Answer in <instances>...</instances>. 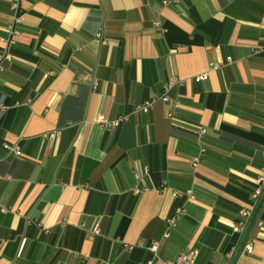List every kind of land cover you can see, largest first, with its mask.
Returning <instances> with one entry per match:
<instances>
[{"label": "crops", "instance_id": "obj_1", "mask_svg": "<svg viewBox=\"0 0 264 264\" xmlns=\"http://www.w3.org/2000/svg\"><path fill=\"white\" fill-rule=\"evenodd\" d=\"M161 2L0 0V264H264V0Z\"/></svg>", "mask_w": 264, "mask_h": 264}, {"label": "built area", "instance_id": "obj_2", "mask_svg": "<svg viewBox=\"0 0 264 264\" xmlns=\"http://www.w3.org/2000/svg\"><path fill=\"white\" fill-rule=\"evenodd\" d=\"M161 4L162 5H168V4H172L175 3L176 0H161ZM10 4H11V9L13 11V21L14 23H18L20 21V6H19V0H10ZM10 30V34L11 37L16 35L18 33L17 29L14 28V26H10L9 27ZM13 43V41L8 42V46H10ZM12 55L9 52V50H5L0 52V70L3 69L4 64L6 62H9L11 59ZM219 66V64H212L213 68H217ZM197 80L200 79H205L207 77V74L201 73L198 74L197 76H195ZM178 80L176 79H169L167 84H166V88H168L170 85H172L173 83L177 82ZM96 86V83L93 84V87ZM162 100L166 101L168 98L166 97V95H163L161 97ZM152 104V100H147L144 101L138 105L135 106L134 110L136 112H140V111H147L148 108L151 106ZM0 106L2 107V105L0 104ZM121 119V118H120ZM120 121V120H119ZM204 129H200L199 133H203ZM45 137L53 140L56 138L57 136V132L52 131L49 132L48 134L44 135ZM3 147H5V149H7L9 152L14 153L15 155H20V148L17 144H4ZM261 156L262 159L264 161V145L261 146ZM144 172H147V168L144 169ZM135 177L137 180H139V174H135ZM146 186L145 187H140L138 185V183L135 184L133 191L135 193H139L142 190H146ZM186 194L190 195V191H184ZM172 194L174 196H180L182 194L181 191L179 190H173ZM252 203H253V208L251 210L249 209H244L241 208L239 210V214H240V221L238 223L232 224L231 225V232L238 234L239 237H243L246 234V230L248 228V225L250 224V220L253 219V214L254 211L253 209L257 208L259 206L260 203H262V199L264 198V162L262 164V166L258 169L257 172V176L255 178V187L253 189V191L250 194ZM182 207H176L174 210V214L171 217H168L167 219V224L168 227H173L175 225L176 220L179 218V216L182 214ZM168 232H165L164 236H167ZM251 243L250 242H246L244 245V250L245 251H251ZM157 247V242H151V244H149L148 249L155 253ZM233 246L230 248L228 255H231L233 253ZM198 251L195 248H188L182 252H180V254L174 259V260H167L164 261V264H195V260L197 257Z\"/></svg>", "mask_w": 264, "mask_h": 264}, {"label": "trees", "instance_id": "obj_3", "mask_svg": "<svg viewBox=\"0 0 264 264\" xmlns=\"http://www.w3.org/2000/svg\"><path fill=\"white\" fill-rule=\"evenodd\" d=\"M9 52L11 53V51H10V50H9ZM262 203H263V202H262ZM260 205H261V203L259 204V206H260ZM259 206H258V207H259ZM258 207H257L256 209H258Z\"/></svg>", "mask_w": 264, "mask_h": 264}]
</instances>
